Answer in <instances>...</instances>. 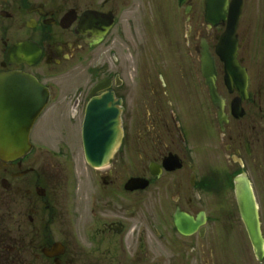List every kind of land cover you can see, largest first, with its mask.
Instances as JSON below:
<instances>
[{
    "label": "flooded vegetation",
    "instance_id": "obj_1",
    "mask_svg": "<svg viewBox=\"0 0 264 264\" xmlns=\"http://www.w3.org/2000/svg\"><path fill=\"white\" fill-rule=\"evenodd\" d=\"M206 1L0 0V76L49 91L26 155L0 154V264H264L238 199L264 240V0ZM104 96L123 140L96 168Z\"/></svg>",
    "mask_w": 264,
    "mask_h": 264
},
{
    "label": "water",
    "instance_id": "obj_2",
    "mask_svg": "<svg viewBox=\"0 0 264 264\" xmlns=\"http://www.w3.org/2000/svg\"><path fill=\"white\" fill-rule=\"evenodd\" d=\"M217 2H225V0L206 1L208 13ZM206 73L214 90V74L212 71L209 74L208 70ZM217 97V107L222 109ZM48 101V91L33 76L23 73L0 76V154L16 158L27 153L30 132ZM107 107V96L102 99L97 98L93 100L87 112L86 157L94 167H101L109 161L123 137L120 113L116 111L111 119ZM109 138L111 143H106ZM130 187L144 189L145 184L142 179H136L131 181ZM238 199L251 241L257 251H263L264 240L260 231L255 199L249 185L238 186ZM182 220H186L190 225L193 221L187 217L176 218L178 229L183 234H190L191 232L186 231L183 226Z\"/></svg>",
    "mask_w": 264,
    "mask_h": 264
},
{
    "label": "rangeland",
    "instance_id": "obj_3",
    "mask_svg": "<svg viewBox=\"0 0 264 264\" xmlns=\"http://www.w3.org/2000/svg\"><path fill=\"white\" fill-rule=\"evenodd\" d=\"M81 64H78V67L73 69L70 73H68V83L70 82H84L85 79L83 77V68Z\"/></svg>",
    "mask_w": 264,
    "mask_h": 264
}]
</instances>
